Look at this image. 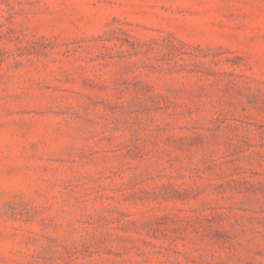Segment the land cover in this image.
<instances>
[{"label":"rangeland","instance_id":"374dc122","mask_svg":"<svg viewBox=\"0 0 264 264\" xmlns=\"http://www.w3.org/2000/svg\"><path fill=\"white\" fill-rule=\"evenodd\" d=\"M0 264H264V0H0Z\"/></svg>","mask_w":264,"mask_h":264}]
</instances>
